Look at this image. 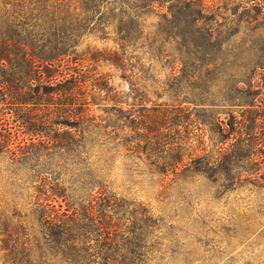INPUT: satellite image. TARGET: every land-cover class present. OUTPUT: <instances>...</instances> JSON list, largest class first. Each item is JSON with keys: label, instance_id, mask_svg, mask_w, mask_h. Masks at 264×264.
Returning <instances> with one entry per match:
<instances>
[{"label": "rangeland", "instance_id": "obj_1", "mask_svg": "<svg viewBox=\"0 0 264 264\" xmlns=\"http://www.w3.org/2000/svg\"><path fill=\"white\" fill-rule=\"evenodd\" d=\"M159 1L66 0L82 29L58 69L80 74L81 88L77 100L53 91L52 107H35L52 118L37 136L2 116L10 149L34 145L15 163L0 157V230L33 248L41 214L63 220L100 184L157 221L159 264H264V2ZM202 60L217 62L212 80ZM247 109L240 179L221 189L185 174L190 157L232 143ZM1 246L0 264H15Z\"/></svg>", "mask_w": 264, "mask_h": 264}, {"label": "trees", "instance_id": "obj_2", "mask_svg": "<svg viewBox=\"0 0 264 264\" xmlns=\"http://www.w3.org/2000/svg\"><path fill=\"white\" fill-rule=\"evenodd\" d=\"M142 1L144 5L160 2ZM70 16L66 0H0V157L9 153L12 163L25 157L34 144L17 151L10 149L11 132L3 128V115L12 114L13 121L33 137L41 134L42 126H48L52 119L47 115L37 119L34 111L40 105L52 107L53 91H71L69 96L77 100L80 74L58 69L73 55L72 48L82 29ZM192 22L196 24L197 19ZM198 64L207 72L206 78L212 80L210 72L217 70V62L202 60ZM206 87L205 95H209V86ZM253 106L246 104L247 108ZM251 113L247 109L236 122L231 144L224 146L226 136L214 158L190 157L183 172L212 184L217 182L221 189L239 180L242 172L237 164L251 153L252 130L245 125L251 121ZM199 121L204 125L205 120ZM217 121L222 125V121ZM179 163V159L171 160L174 171ZM254 177H258V172ZM98 186L99 191L84 207L73 208L63 220L40 215L36 221L42 244L37 240L33 248L27 243L19 245L15 232L0 230L1 249L15 264H42V259H54L59 264H159L157 238L153 237L159 224L147 208L127 203Z\"/></svg>", "mask_w": 264, "mask_h": 264}]
</instances>
